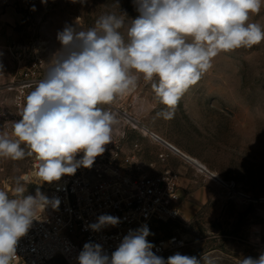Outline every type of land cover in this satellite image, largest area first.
<instances>
[{
    "label": "clouds",
    "instance_id": "obj_1",
    "mask_svg": "<svg viewBox=\"0 0 264 264\" xmlns=\"http://www.w3.org/2000/svg\"><path fill=\"white\" fill-rule=\"evenodd\" d=\"M46 2V0H42ZM138 18L127 28V39L120 29L125 14L102 15L97 27L75 31L71 27L58 33L62 49L46 76L27 98L22 119L13 123L10 139L0 135V156L13 160L35 154L38 176L44 182L73 175L78 167L90 168L97 156L112 142L118 120L116 115L98 107L117 97L131 94L142 77L152 83L161 115L170 120L180 98L212 66L220 52L252 47L264 41V30L249 23L264 0H135ZM98 29V30H97ZM83 157L76 160L77 153ZM23 188L16 192L22 193ZM48 199L10 198L0 190V264H11L18 240L26 235L37 207ZM59 201L54 202L58 206ZM119 218L101 215L89 225L99 230L116 225ZM147 225L129 231L109 258L100 245L86 243L79 264H201L195 256L176 253L157 256L146 238ZM241 264H264L247 257Z\"/></svg>",
    "mask_w": 264,
    "mask_h": 264
},
{
    "label": "rangeland",
    "instance_id": "obj_2",
    "mask_svg": "<svg viewBox=\"0 0 264 264\" xmlns=\"http://www.w3.org/2000/svg\"><path fill=\"white\" fill-rule=\"evenodd\" d=\"M122 13L120 31L127 39V28L139 16L135 0H0V109L23 112L17 94L25 89L26 104L45 78L62 49L58 33L67 27L87 31L97 27L102 15ZM249 23L264 30V4ZM211 63L180 98L170 120L161 115L166 106L152 88L155 78L146 82L141 77L131 94L98 105L125 109L230 184L218 182L219 189L191 217L158 225L157 235L179 234L187 241L181 250L165 255V261L180 253L201 264H241L264 254V41L220 52ZM0 135L16 139L1 123ZM21 148L26 153V145ZM17 188L24 191L18 194ZM0 190L10 198L48 196L47 186L30 171L27 153L20 160L0 156Z\"/></svg>",
    "mask_w": 264,
    "mask_h": 264
},
{
    "label": "built area",
    "instance_id": "obj_3",
    "mask_svg": "<svg viewBox=\"0 0 264 264\" xmlns=\"http://www.w3.org/2000/svg\"><path fill=\"white\" fill-rule=\"evenodd\" d=\"M24 95L23 88L16 97L20 108L25 107ZM107 111L116 115L117 130L112 142L105 145L104 153L95 158L90 168L81 166L73 175L44 182L37 174L39 161L35 154L29 156L30 171L47 186L49 203L37 208L28 232L17 242L11 264H79L78 257L86 243L100 245L102 254L111 258L129 231L144 225L150 230L146 239L154 245L152 251L157 256L164 257L186 246L182 235L155 233L160 223L182 218L175 204L179 173L170 167H164L159 174L147 171L138 155L139 138H146L161 148L157 157L162 164L171 156H179L192 164L189 157L125 109L111 106ZM21 114L0 109V123L13 134V123L22 119ZM133 133L140 137L134 138ZM82 157L80 152L75 159ZM219 181L230 186L223 179ZM57 200L59 204L54 206ZM101 215L117 217L119 223L93 231L89 225L97 223Z\"/></svg>",
    "mask_w": 264,
    "mask_h": 264
},
{
    "label": "crops",
    "instance_id": "obj_4",
    "mask_svg": "<svg viewBox=\"0 0 264 264\" xmlns=\"http://www.w3.org/2000/svg\"><path fill=\"white\" fill-rule=\"evenodd\" d=\"M136 137L137 136L134 138ZM139 142L140 150L138 151V155L144 162L147 171L152 174H159L164 167H170L178 171L179 180L177 183L178 188L176 192L175 204L180 208L182 218L191 217L195 212H197L198 208L205 205L209 201L213 192L216 189H219L217 184L218 182L212 178L210 173L200 172L196 166L185 162L179 156L178 157L182 160V163H180L176 156H171L166 164H162L159 162L157 156H152L150 154L149 150L150 146V148L156 150V153L158 154L161 150L158 145L153 144L149 140H142L141 138H139ZM149 143L153 145H150ZM197 160L199 161V159ZM202 164L206 166L204 163ZM208 170L213 173L212 170Z\"/></svg>",
    "mask_w": 264,
    "mask_h": 264
},
{
    "label": "bare ground",
    "instance_id": "obj_5",
    "mask_svg": "<svg viewBox=\"0 0 264 264\" xmlns=\"http://www.w3.org/2000/svg\"><path fill=\"white\" fill-rule=\"evenodd\" d=\"M181 151V150H180ZM187 155V154H186ZM189 157V160L192 164H194L197 168H199L201 171L203 172H207L210 173L212 175V178H214L217 182H220L219 180L222 179L221 176L217 173V172H213L211 173V171H209L207 169L206 166H204L201 162H199L196 158L191 157L189 155H187ZM205 167V169H203Z\"/></svg>",
    "mask_w": 264,
    "mask_h": 264
}]
</instances>
